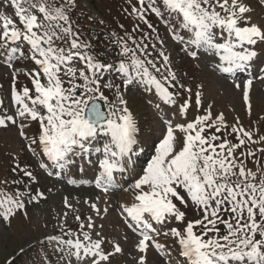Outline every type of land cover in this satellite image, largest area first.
Instances as JSON below:
<instances>
[{"label":"snow or ice","instance_id":"1","mask_svg":"<svg viewBox=\"0 0 264 264\" xmlns=\"http://www.w3.org/2000/svg\"><path fill=\"white\" fill-rule=\"evenodd\" d=\"M126 3V15L137 22L130 31L118 25L123 35L110 32L101 46L73 18L78 0H0V67L12 73L8 99L0 97V128L19 127L25 149L47 176L128 193L119 215L137 237L135 255L128 253L132 264H264V167H248L254 158L260 165L257 152L264 147L251 145L264 144V136L254 140L239 118L229 125L223 113L214 117L212 105L203 103V84L189 86L170 51L178 45L197 67L207 62L216 74H249L234 87L250 113L253 82L264 81V17L254 16L251 0ZM256 4L264 9V0ZM22 60L34 67L17 71ZM21 75L31 87H17ZM133 88L151 94L147 127L125 97ZM193 111L198 114L187 119ZM32 123L38 127L29 136L25 128ZM146 147L151 154L140 165ZM11 172L14 179L0 180V218L9 221L17 213L27 218L29 204L47 199L31 165L17 159ZM125 174L134 178L127 187ZM98 201L85 200L92 214L82 215L79 201L64 197L57 233L37 240L40 264H111L124 254L96 223L109 212ZM190 207L197 218H188ZM122 239L128 241L127 232Z\"/></svg>","mask_w":264,"mask_h":264},{"label":"rangeland","instance_id":"2","mask_svg":"<svg viewBox=\"0 0 264 264\" xmlns=\"http://www.w3.org/2000/svg\"><path fill=\"white\" fill-rule=\"evenodd\" d=\"M251 2L252 6L256 9L254 16L257 18L264 17V9L256 4V0H251ZM82 3L89 8L85 0H83ZM4 10L7 14L8 9L5 8ZM93 14L96 15L95 13H92L93 17ZM124 22L128 25L125 17ZM170 51L172 52V59L174 61L173 66L177 65L178 62L181 67L185 64L189 66V69H187L189 72L188 76L184 78L185 82L190 84V80L194 77V88L197 84H203V103L205 106L209 104L212 105L214 117L219 113H223L226 122L229 125L235 124L236 119L239 118L240 125H242L245 130L253 133L254 140H259L261 136H264V81L254 80L253 82V87L250 93L252 108L249 113L247 105L242 99L241 90L234 87V81L243 85L245 77L249 74L245 73L246 75H240L239 79L226 74H216L211 71L209 66H205L207 62H202L200 63V67H197L191 60H182L181 55H183V53L179 51L178 45H173ZM27 63L32 62L30 60L17 62L16 70L27 72L32 69V66ZM191 71H193V73H190ZM178 72L183 73V71ZM22 78L27 79L28 77L21 75L19 81ZM116 82L118 83V78ZM11 83L12 73L7 68L0 67V85H3V88H0L2 91L1 97L5 100L8 99V89ZM131 93V96L129 97V91L125 93L126 99L130 100L129 107L139 114V116H137L138 119L143 121V125L146 127L148 125L147 123L152 119L151 109L147 103L151 94L146 93L143 88L132 89ZM105 94L109 96L110 100L113 99L112 94H107V92ZM12 107L14 110V105ZM200 112H203V109H200ZM9 114H11V112ZM196 114L198 113L193 111L187 119L191 120ZM19 132L20 129L18 126L10 125L7 129L0 128V180L8 179L11 181L15 178L11 169L18 159L22 166L24 164L31 165L32 170L40 174L42 178L41 183L43 185L40 190L45 192L47 199H42L39 204H29L27 206V218L19 213H17L10 221L0 218V262L2 263L3 260L16 256L18 250H26L32 244L37 243L38 239H42L44 234L57 233L58 230L54 228V225L57 223L55 216L57 213L64 210V197H68L69 202L74 204H76L78 200L79 203L77 204V207L80 209L82 215L92 214L91 209L84 203V201L88 200L91 202L95 200L96 197H99L98 203L103 206H108L109 212L104 219L96 217V223L98 225L103 224L105 236L109 240H118L121 243L122 248L125 250L124 254H116V256L112 258L111 264H132L128 253L131 252L135 255L133 245L135 244L137 237L125 227L123 219L119 215V205L128 199V193L119 189H111L105 193L100 189L95 188L94 184L78 182L76 185H72L68 184L63 179L56 178L55 176H47V173L38 167V161L25 149L24 145L26 141L20 136ZM259 145L264 147V144ZM259 145L254 143V146ZM150 154L151 148L146 147L140 156L139 164L144 165ZM257 157L263 159L260 161V165L255 163V158L251 163H248L249 168H253L254 171L257 170L258 167H264V153L257 152ZM90 174L91 173H89V175ZM133 179V177L125 174L123 181H127V183L123 186L127 187L128 184L132 183ZM3 187L4 185L0 184V189ZM14 187L15 186L9 187L8 192L11 193ZM48 189H51V191ZM188 212L189 219L197 218L195 211L191 207ZM45 224L47 227H44ZM69 224L72 228H76V223L72 220L71 214L69 215ZM126 232L129 236L128 241L122 239L123 234ZM160 240L169 245H174V241L171 239L165 241L163 236L160 237ZM107 247L111 250L110 244ZM28 253L35 256L32 257V263L40 264L42 253L40 246L29 250ZM155 256V251L150 249V259L155 258Z\"/></svg>","mask_w":264,"mask_h":264},{"label":"trees","instance_id":"3","mask_svg":"<svg viewBox=\"0 0 264 264\" xmlns=\"http://www.w3.org/2000/svg\"><path fill=\"white\" fill-rule=\"evenodd\" d=\"M82 1L83 0H78L79 7L74 13L73 18L86 35L98 36V43L101 44V46L106 44L108 40V33L115 31L120 35H123L124 30L120 29L118 25L123 24L124 28H127L128 25L132 27L137 22L134 16L128 17L126 15L124 11L125 8H127L128 11H131L126 3V0H85L89 8H87ZM133 3H135V0H133ZM92 13H96V16H94V19H89V17H93ZM124 17L126 18L128 25L124 22ZM101 20L104 21L103 24L99 23ZM101 50H103V47H101ZM20 83H27L31 86L29 78H22ZM109 93L110 92H107V94ZM37 246L39 247L38 243L32 244L24 250L23 253L18 250L16 256L3 260L0 264H7L8 261H12L13 264H34L32 263V257L35 256L29 254L28 251Z\"/></svg>","mask_w":264,"mask_h":264},{"label":"bare ground","instance_id":"4","mask_svg":"<svg viewBox=\"0 0 264 264\" xmlns=\"http://www.w3.org/2000/svg\"><path fill=\"white\" fill-rule=\"evenodd\" d=\"M91 175L92 174H90L88 177H86V179H90L91 178ZM86 184H89V183H86ZM92 184H94V183H92Z\"/></svg>","mask_w":264,"mask_h":264}]
</instances>
